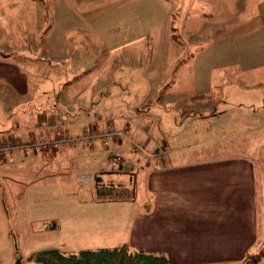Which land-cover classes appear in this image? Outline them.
Returning <instances> with one entry per match:
<instances>
[{"label": "rangeland", "instance_id": "obj_1", "mask_svg": "<svg viewBox=\"0 0 264 264\" xmlns=\"http://www.w3.org/2000/svg\"><path fill=\"white\" fill-rule=\"evenodd\" d=\"M208 1H211L209 6ZM108 2L0 0V59L14 61L22 68L25 65L33 84L28 98L33 97L44 81L60 83L55 87L59 111L51 110L47 118L44 115L36 122L53 121V126L61 125V131L71 139L90 130L114 129L123 133L121 139H112L109 143L97 140L87 144L74 140L64 146L92 150L99 155L104 151L106 156H121L124 160L122 165L110 167L109 183L105 175L91 172L94 164L86 165L84 170L88 174L74 178L77 184V179L88 178V184H78V190L85 193L84 198L89 201L90 193L99 201L132 198V184L126 185L111 176L136 173L140 170L137 156L165 153L169 140L188 156L194 153L196 158L244 154L264 163L261 97L255 100L252 95H244L243 106L239 105L234 92L235 80L230 75L223 78L225 72L233 70V64L222 62L236 50L248 56L264 55V24L256 16L264 0L241 4L238 19L242 23L235 25L237 31L224 26L220 19L234 25L235 16L231 13L240 0H110V11ZM259 30L263 34L261 38ZM63 58L69 63L59 70L56 61ZM95 68L103 72L101 76L88 78L87 74ZM73 74L78 75L72 77ZM81 74L83 78L78 77ZM15 103L14 97L0 85L1 111H9ZM160 104L166 106L159 107ZM237 108L243 110L234 120L210 118L224 109L228 115H234ZM248 111H256V117L250 118ZM155 115H161L165 122H173L165 128L170 137L156 124ZM76 120L85 123L79 125ZM53 132L52 137L59 132L57 127ZM47 136L44 132L40 137ZM15 139L22 143L35 140ZM15 175L20 185L25 184L27 168L21 167L12 177L16 178ZM8 182L0 181L3 191ZM25 205V202L19 205V219L26 218ZM92 206L82 211L81 222L77 219L79 223L71 226L65 221L66 225L59 231L41 233L33 239L25 238L23 233L15 239L8 234L11 250L16 245L23 262L36 248L78 251L121 244L119 225L122 224L111 228L110 205L100 208L99 213L109 218L102 224L96 222L99 213ZM117 207L113 212L119 216L116 220L126 215ZM8 209L11 210L10 203ZM68 218L72 222L76 220L73 214ZM8 228L12 230L10 220ZM7 245L8 238L0 243L1 264H13L14 252L5 251ZM26 261L24 264H34Z\"/></svg>", "mask_w": 264, "mask_h": 264}, {"label": "crops", "instance_id": "obj_2", "mask_svg": "<svg viewBox=\"0 0 264 264\" xmlns=\"http://www.w3.org/2000/svg\"><path fill=\"white\" fill-rule=\"evenodd\" d=\"M247 1L250 0H240L232 11L231 14L235 16L234 25L223 18L220 22L237 31L235 25L242 23L238 19L240 7L241 4H247ZM108 3L110 11V0ZM210 4L211 1H208L207 6ZM256 16L264 24V2L256 10ZM258 37H263L261 30ZM225 57L222 62L233 64V70L225 72L223 78L230 75L235 80L234 92L239 105L243 106L241 100L244 95H252L255 100L260 96L264 111V55L248 56L236 50ZM56 63L60 70L69 61L63 58ZM94 70L87 74L90 75L88 78L103 73L98 68ZM259 74L262 77H256ZM77 75L73 74L72 77ZM83 76L81 74L78 77ZM81 81L78 79V82ZM0 85L16 101L14 108L9 111L4 113L0 109V140L16 137L22 141L39 139L37 137L43 136L44 132L48 135L45 137L47 139L55 133V127L62 129L61 125L53 126V121L36 122L44 115L47 118L51 110L59 111L55 87L60 83L56 85L54 81H44L33 97L28 98L33 84L25 65L22 68L14 61L0 59ZM38 105L41 106L39 110ZM238 110L240 108L236 109L238 114L235 112L234 115H228L227 109H224L210 118L221 120L229 117L234 120V116L239 117L243 109ZM255 113L248 111L250 118H255ZM155 122L169 136L165 128L173 122L163 121L161 115H155ZM75 123L83 125L85 122L76 120ZM168 142L171 143L165 153L137 156L140 170L136 173L111 176V179L123 181L126 185L132 184L134 188L132 198L118 201H99L93 193H90L88 201L74 180L76 175L88 174L84 169L92 163L95 168L91 172L105 175L109 183L111 165L104 151L99 155L92 150L79 151L77 148L63 147L50 152H13L2 158L0 181H9L4 185V191L0 187V243L8 238L5 251H12L8 234L15 239L23 233L25 238L33 239L41 233L59 231L66 225L65 221L71 226L81 222L82 211L89 210L87 206L91 205L98 213L100 208L110 205L113 214L110 216L111 228L122 224L119 225L122 241L118 245H126L131 251L163 255L170 264H242L246 255L256 254L263 249L264 163L244 154L196 158L194 153L188 156L187 152L178 149L173 140ZM21 167L27 168L26 183L23 185L19 184L16 175V178L12 177ZM23 202L27 207L26 218L19 219L18 208ZM8 203L11 210L8 209ZM116 206L122 209V214L126 213L118 220L116 218L119 216L113 213ZM13 213L15 215H11ZM69 214L76 218L74 222L68 218ZM96 218L99 224L109 220L101 213ZM9 220L12 222V230L8 228ZM45 224L49 226L45 227ZM41 249L46 248L32 249L30 253ZM12 252L15 264L16 257L20 255L16 245ZM24 258L26 261L27 257ZM2 260L3 250L0 251V264ZM258 264H264V257Z\"/></svg>", "mask_w": 264, "mask_h": 264}, {"label": "trees", "instance_id": "obj_3", "mask_svg": "<svg viewBox=\"0 0 264 264\" xmlns=\"http://www.w3.org/2000/svg\"><path fill=\"white\" fill-rule=\"evenodd\" d=\"M263 257L264 248L256 254L246 255L242 264H258ZM26 260L36 264H170L163 255L131 251L126 245L78 251L46 248L30 253ZM21 262L19 256L15 264Z\"/></svg>", "mask_w": 264, "mask_h": 264}, {"label": "built area", "instance_id": "obj_4", "mask_svg": "<svg viewBox=\"0 0 264 264\" xmlns=\"http://www.w3.org/2000/svg\"><path fill=\"white\" fill-rule=\"evenodd\" d=\"M58 133L56 136L50 138H39L35 140H31L27 143L19 142V140L10 138L9 140H0V159L6 158L13 152L19 153H32V152H50L53 150H58L65 145H68L72 142L79 141L85 142L87 144L96 142L97 140H104L111 142L110 140L123 137V133L120 131L106 130L105 132H101L99 130H90L89 132H85L80 136H77L75 139L69 138L65 135L60 128H58ZM75 140V141H74ZM107 160L110 163L111 167H117L124 163V160L121 156H107ZM84 176V175H82ZM84 178V177H83ZM88 178L77 179L79 185L88 184Z\"/></svg>", "mask_w": 264, "mask_h": 264}]
</instances>
